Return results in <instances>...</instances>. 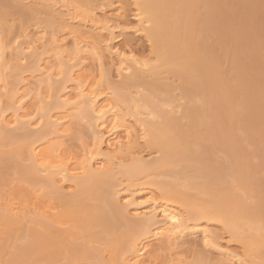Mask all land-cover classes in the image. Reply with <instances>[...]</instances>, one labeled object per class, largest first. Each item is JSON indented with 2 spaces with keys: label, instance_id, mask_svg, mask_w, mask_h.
I'll return each mask as SVG.
<instances>
[{
  "label": "bare ground",
  "instance_id": "1",
  "mask_svg": "<svg viewBox=\"0 0 264 264\" xmlns=\"http://www.w3.org/2000/svg\"><path fill=\"white\" fill-rule=\"evenodd\" d=\"M84 1L86 9L75 0H42L44 13L54 22L59 17L53 19V7L65 13L59 19L66 17L70 36L63 32L48 38L40 31L32 36L24 33L20 35L24 40H15L12 48L0 33V142H15L13 151L18 154L28 150V164L22 173L34 180L27 181L34 183L41 176L44 190L50 193H58L61 183H69L77 190L75 202L79 205V210L73 211V201L62 194L58 197L60 193L56 197L59 203L50 198L53 204L46 202L41 213L10 197L6 204L1 202L0 222L32 225L26 231L29 239L16 247L10 264H37L36 254L48 261L61 256L72 233L56 229L52 236L54 225L62 227L71 220L86 238L93 236L90 229L94 226L112 232L110 217L88 203L96 194L130 227L131 243L123 252L131 253L119 262L114 256L116 264H158L161 251L177 250L186 237L197 233L205 246L215 247L216 234L192 221L219 224L229 242L243 246L244 256L264 249V0H132L136 34L152 43L161 68L180 81L186 102L181 119L159 106L152 108L155 104L146 99L117 95L112 84L108 85L111 96L99 92L109 62L124 87L140 84L169 89L167 83L145 81L151 73L147 61L129 49L115 47V20L98 18L92 7L99 0ZM201 1L207 12L198 16ZM105 5L101 3L100 8L106 13ZM245 7L251 8L248 14L241 13ZM4 15L0 10V16ZM249 18L252 24L239 31ZM68 36L72 50L67 47ZM208 39L213 42L206 43ZM12 51L18 62L25 64L17 62L15 68L20 73L15 82L5 77L12 61L7 53ZM90 58L97 63V75L85 72ZM30 59L29 68L33 66L31 72H36L29 74L33 82L29 75H22ZM224 61L229 62L228 70L221 67ZM6 99L9 104L3 108ZM32 99L34 110L30 111L28 101ZM75 121L93 127L91 141L81 147L79 157L66 155L62 148ZM23 129L27 130L24 136L15 133ZM141 143L160 157L133 159ZM212 149L223 153L225 159L215 160ZM198 157L204 165L199 168L204 199L192 201L170 183L150 182L149 187L158 192L153 199L152 192L146 191L149 184L139 183L175 160ZM129 158L132 163L123 168L127 190L116 189L110 181L114 170ZM209 168L214 170L213 179L206 177ZM133 187L136 189L130 190ZM78 247L71 251L70 262L87 257L86 250ZM224 254L239 264H250L229 251Z\"/></svg>",
  "mask_w": 264,
  "mask_h": 264
},
{
  "label": "rangeland",
  "instance_id": "2",
  "mask_svg": "<svg viewBox=\"0 0 264 264\" xmlns=\"http://www.w3.org/2000/svg\"><path fill=\"white\" fill-rule=\"evenodd\" d=\"M57 1L59 3L64 2V0ZM75 1L78 5L82 6L85 9L86 7H88V3L84 0ZM101 3H104V5L106 4V13L102 12L103 10L101 11ZM112 3L113 4H110L107 2H103V0H99L94 2V6L92 5V8H96L95 12L98 15V18L106 17L113 21H116H114V26H117V29H115L114 35L117 37V39H114L113 45L118 49H129L133 51L137 58L145 59L151 68V73H149V77L146 78L145 81H149L151 85L165 84L166 86L167 83V90H169L166 91L162 87H160V89L159 87L153 88L148 85L140 86V84H135V86L132 85L131 87H124L123 85H120L121 79L118 80V77H116L114 66L110 65L109 60L106 58L107 61H105L107 63L109 62L107 66L108 69L104 72L105 81L101 84L99 92L103 93L104 95L108 94L111 96V92L110 90H108V85L112 84L116 88L114 89L117 95H127L128 98L133 97L139 101L146 99L149 102H152L153 105L155 104L154 106L152 105L153 107L151 106L152 108H155V106H159V108L170 112V114L173 113V117L181 119L182 106H184L186 102L182 98L180 81L177 77L168 72L166 68H161L155 57L156 55L154 54L152 43H150L146 37L136 34L135 28L137 26V22L133 18V14L135 12L133 1L114 0ZM45 6L46 5L42 3V0H0V10L5 13L4 17L0 16V33L3 34L5 43L13 48L15 40H19V42L24 40V37L21 38L22 34L25 35L24 33H26L28 34V36H32L36 31L45 33L47 38L53 35L52 33H55L58 36L62 34L61 32H63V35H69L70 29L68 28L66 17L59 19L61 18L60 16H63L65 13H61L59 8L56 6L51 9L53 19L59 17L55 20L58 23L57 24L56 22L51 20V18L47 14L44 13ZM108 7H110L111 10H109L110 8ZM112 7H115V9H113ZM116 8L120 10V12L117 13L118 10ZM250 11V7L241 9L242 14H245L246 12L248 14ZM206 12L207 9L203 1H201V5L198 8L197 15L203 16L206 14ZM251 24L252 19L249 18L246 24L240 25L237 29L240 31L245 27V25L247 26ZM62 25H64L65 27H61ZM126 28L128 30H126ZM69 36L66 40L67 47L69 48V50H72L73 41L70 40L71 37L69 38ZM102 38L106 37L104 36ZM205 42L211 43L213 42V40L208 39ZM8 54L9 52L7 53L8 59L11 56L10 59H12V61L10 70L5 72V77L9 82H15L18 79V73H20L15 68L18 60L16 59L15 52L12 51L9 55ZM19 63L21 62H18V64ZM21 64L23 67L25 66V64ZM87 64L88 66L87 68L85 67V72H94V75H97V63H95L94 60L91 59L87 60L86 65ZM30 65H32L31 59L26 62L27 69H23L22 72L24 73L22 75L28 76L29 74H36V72L34 74L32 73V70H34V68L33 66H31L32 68H29ZM221 67L224 70H228L229 62L224 61L223 64H221ZM30 75L29 79H31V81L33 82V79L32 77H30ZM108 95L107 97L109 98L110 96ZM33 101V99L28 101V109L30 111L34 110V107L32 106ZM8 102L9 101H7L6 99L4 105L2 104L3 108L7 107L6 105L9 104ZM70 126L71 131H69V136H66L64 138L62 148L66 155L70 154L79 157L81 155V147L86 144L88 145L91 141V131L93 127L91 129H88L84 121L72 122ZM26 131V129H23L20 131H16L15 133L18 136H24L23 134H25ZM15 147H17V144H15V142L11 140H3L0 142V203L3 201V203H5V201H9V199L6 198L10 197V199L12 201L14 200L13 202L17 203L18 205L25 206V204H27L28 206L26 205V208L30 206V210L35 209V211L38 213L40 211H44L43 205H45L46 202L48 203L50 198L56 200H52L53 203H59L57 202V198L61 197L62 194L63 196H65V198L73 201L71 209L73 211H78L79 205L75 202V195L77 194V190L73 186L69 187V183H61L59 185L58 193H60V195L58 196L57 192L50 193L48 189L44 190V188L46 187L42 179H40L42 178L41 176L39 180H35L34 183L27 181L31 179L25 176V174L22 173V170L23 166H26L28 164V150L24 149L22 153L18 154L13 151ZM138 149L137 150L139 152L136 151V155L133 156V159L134 157L136 158L137 156H142L145 161H151L160 157V154L155 152V150L151 147L149 148L147 144L141 143ZM211 153L215 160L223 161L225 159V155L220 151L212 149ZM131 163L132 158L126 159L124 160L122 166H118L114 170L115 176L110 181L113 185H116V189L127 190V185L129 182L127 181L126 175L123 174V168L127 169V167ZM202 166L204 165L199 157L195 159L186 158L183 161L175 160L172 165H167L159 169L150 177L144 178L145 180L143 179L139 183H148L149 185L146 186L147 188L151 187L150 182H165L166 184L170 183V185H172L175 189L180 190L179 192H181L182 194H187L192 201H196L197 199L201 200L204 199V197H207L201 194L202 192H200L205 186L204 179L201 178L202 176L199 173V168ZM206 177H208L209 179H213L215 177L214 170L209 168L207 170ZM35 179H38V177ZM33 180L31 181L33 182ZM144 186L143 188H146ZM134 189H136V187L130 188V190ZM146 191L152 192L151 195L153 196V199L155 198L154 195L158 194L157 190L153 187L150 189H146ZM99 196L101 195L96 194L94 196H91L88 199V203L93 206L99 207L102 214L110 217L111 224L113 226L112 232H107L102 227L94 226L90 229L93 236L86 238L84 237V234L81 233L79 228H77V226L73 222H71V220L68 224L62 227L54 225V229H52L53 234H50L52 236H55L57 234L55 233L56 229H68L69 232L72 233V237L68 235V237L66 236L69 240V243L63 246L64 250L67 252L64 251V253L62 251V255L57 256L53 261H48L36 254L33 256V258L35 261H37V264H116V262L113 260L114 256L118 259L117 261L119 262L121 258L128 257L130 255L131 252L129 250L125 253L123 252V248L131 243V239L128 237L130 227L125 222L114 216L110 212V209L108 208L109 206ZM156 199L158 200L159 197H156ZM50 202L47 205H51L52 202ZM249 202L251 203L252 200H249ZM1 207L2 205L0 206V208ZM32 207L34 209H32ZM192 223H197L199 227H207L208 229L213 231L218 238L216 246H205L201 241L202 235L200 233L190 235L184 239V242L181 243V247L179 249L173 251H161L160 261L158 264H239L236 259L232 260L230 257L225 255V251H229L233 255H238L237 257H240V260H247L250 264H253V262L254 264H258L264 261V249L254 251V253L252 251V255H248V253H250L248 252L246 255L250 256V258H247V256H244L243 246L235 241L229 242L227 232L223 230L222 227L219 226V224H208L204 221H192ZM31 227L32 225L25 226L23 223H15L9 226L0 222V264H10L12 257L17 253V251L15 252L16 247L22 246V244H24L25 241L29 239L27 236V230L28 228L30 230ZM77 245L79 246V249L86 250L87 257H82L84 259L74 258L70 262L69 258L71 256V251L75 249V246Z\"/></svg>",
  "mask_w": 264,
  "mask_h": 264
}]
</instances>
